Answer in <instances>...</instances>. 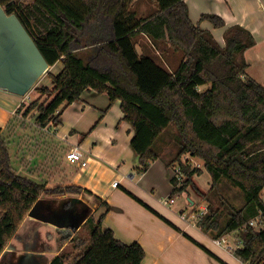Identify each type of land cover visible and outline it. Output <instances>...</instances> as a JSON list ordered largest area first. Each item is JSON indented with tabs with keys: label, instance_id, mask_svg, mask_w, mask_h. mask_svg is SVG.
Wrapping results in <instances>:
<instances>
[{
	"label": "trees",
	"instance_id": "1",
	"mask_svg": "<svg viewBox=\"0 0 264 264\" xmlns=\"http://www.w3.org/2000/svg\"><path fill=\"white\" fill-rule=\"evenodd\" d=\"M149 1L151 9L143 14L137 0H0L47 64L62 63L58 73L48 74L51 85L38 88V97L18 108L22 118L13 116L5 131L0 127V256L42 195L83 192L73 185L51 188L45 180L17 172L10 145L23 129L13 123L27 124L33 116L34 126L45 130L59 122L63 106L94 90L106 94L110 106L121 102L123 120L133 128L131 146L140 157V172L164 159L168 138L176 154L167 165L178 164L185 176L179 187L173 177L171 196L193 188L207 204L196 226L207 234L216 232L214 239L237 232L243 246L234 255L245 264H264V226L249 224L264 211V85L246 75L244 57L255 45L253 35L241 26L230 27L222 46L191 20L186 0ZM202 19L225 27L218 15ZM140 36L147 45H139ZM206 85L210 87L200 90ZM53 146L58 156L63 146ZM185 156L202 167L191 166ZM204 172L210 177L207 194L194 182ZM224 179L244 193L242 208L219 195ZM212 197L225 207L215 208ZM105 217H90L83 226L91 228L89 238L75 234L72 250H64L50 264H143L144 247L118 240L112 229L103 227Z\"/></svg>",
	"mask_w": 264,
	"mask_h": 264
},
{
	"label": "crops",
	"instance_id": "2",
	"mask_svg": "<svg viewBox=\"0 0 264 264\" xmlns=\"http://www.w3.org/2000/svg\"><path fill=\"white\" fill-rule=\"evenodd\" d=\"M186 4L191 20L211 32L222 46L225 45L224 32L230 27L241 26L253 35L255 45L244 54L248 65L246 75L264 85V0H186ZM152 8H156L154 4ZM210 14L222 17L225 27L215 28L209 20L202 19ZM7 18L9 21L0 26L4 30L0 32V127L3 131L13 116L22 118L16 111L33 100L32 94L43 87L40 83L49 85L48 74L55 67L59 71L62 69L58 63L55 66L47 64L15 15L7 14ZM80 101L86 103L88 109L101 110L106 119L112 111L120 109L118 121H124L121 102L110 106L106 94L85 91ZM74 103L70 106L74 107ZM86 107L83 106V113ZM124 122L121 128L118 126L119 129L112 132L108 127V147L96 145L82 149L86 167L71 163L65 157L57 163L48 180L40 179L51 188L73 185L82 188L83 192L55 197L42 195L1 254L0 264H13L21 255L28 256L26 264H50L90 217L98 221L104 213L105 229H112L115 237L126 244L138 242L144 247L143 264H245L233 252L209 242L205 237L207 233L182 219V213L205 207L201 206L200 194L192 197L191 187L187 193L171 196L172 179L179 165L168 166V161L158 159L145 172H140V157L131 146L133 128ZM75 146L81 148L82 145L70 148ZM116 180L120 183L113 188L112 183ZM202 181H207L206 189L201 187ZM194 182L202 194L210 190L206 172L195 176ZM104 203L108 204L109 210ZM54 233L58 234V243L56 248L49 249L46 236Z\"/></svg>",
	"mask_w": 264,
	"mask_h": 264
},
{
	"label": "rangeland",
	"instance_id": "3",
	"mask_svg": "<svg viewBox=\"0 0 264 264\" xmlns=\"http://www.w3.org/2000/svg\"><path fill=\"white\" fill-rule=\"evenodd\" d=\"M137 1L139 3L138 7L139 8L141 7V12L149 8L151 9V2L149 0H140V1L137 0ZM6 13L7 12L5 7L0 6V26L6 23L7 20L9 21ZM9 25L11 28H14V25L11 24ZM3 31L4 30L0 28V32ZM138 40H139V45L140 43H146V45L148 44V42L142 36H140ZM58 64H59L58 66L62 67V63H58ZM58 71L59 68L56 67L54 68V71L52 70L53 73H58ZM48 82L49 85H45V86L51 85L49 80ZM40 84L44 86L43 83ZM209 87L210 85H206L201 87L200 90H206ZM31 97L32 100L38 97V95L35 92V94H32ZM83 103H84L83 101L79 100L74 103L73 105L74 107L63 106L60 109L61 116L59 122L52 123L51 126L45 130L38 129L34 126L35 119L33 116L27 119V124L22 123L23 125L21 124V126H18L19 125L18 122L13 123L16 125L17 128L20 127L21 129H23V130L19 129L18 131L19 134H17L16 136L14 134V140L11 141V145H10L13 155V165L15 166L17 172L19 171V173L23 175L30 176L39 180L40 178L46 179V177L49 176L48 173L51 172V170L53 171V169H55L56 162L54 160L57 158V163L59 161L62 162L63 158L65 159L66 154L70 151L71 149L70 146L82 145L81 149H85V150H87L88 148L96 147V145L100 147L109 146L108 127L111 128V132H112V130H117L121 128L123 124H125L124 121L122 122L118 121V117L121 114L120 109L119 110L115 109L114 111H112L110 117L106 119L107 116L102 117L101 110H96L95 108L88 109L86 107L87 104L84 103L85 105H82ZM83 106L87 108L85 110V113L82 112ZM34 132L37 133L34 134ZM170 132L172 133L175 132L174 127H171ZM62 136H65L67 140L62 139L63 138ZM166 139L167 140L164 143V148H165L164 160L171 161L174 158V155L176 154V147L173 144L167 142L168 138ZM53 144H58V146H63V148L59 147L60 153H58V156L55 154ZM187 158H189V156H185L183 160H188ZM49 165L52 166L53 169ZM190 165L194 167L195 166L201 167L202 163L197 159L194 160L192 159L190 160ZM205 178H207V176ZM200 180H203V178H201ZM201 185L202 188L205 187L206 189L207 181L206 183L202 181ZM193 190L194 189L190 191L192 197L197 196V193ZM262 194L264 196V191ZM219 195L222 196L223 199L228 204H231L233 207L237 209L242 208L246 202L244 193L238 187L232 185L226 179H224L220 184ZM212 200L215 208L222 210L225 207L219 203L218 197H212ZM201 206L207 208L206 202L202 200ZM200 209L201 208L197 209V207H195L193 211L195 213H198L199 211H201ZM226 220H227L226 216L222 217L221 219L222 223H225ZM90 229H91L90 227H85L79 232V234L84 238H89ZM216 234H217L216 232H211L205 235V237L209 242H213V244H215L214 238ZM228 235L232 236L230 237V241H234V238L235 239L238 238L237 232H233L225 236ZM42 237H45V235L43 234ZM46 238H48L49 249L56 248L58 243V234L54 233L53 236L48 235L46 236ZM64 250H66V252H70L72 250V245L69 244ZM27 261H28V256L21 255L19 258H15L13 264H26Z\"/></svg>",
	"mask_w": 264,
	"mask_h": 264
},
{
	"label": "built area",
	"instance_id": "4",
	"mask_svg": "<svg viewBox=\"0 0 264 264\" xmlns=\"http://www.w3.org/2000/svg\"><path fill=\"white\" fill-rule=\"evenodd\" d=\"M66 159L74 164H79L81 167L87 166V160L85 159V155L83 150L79 146H75L72 148L67 154ZM176 177L178 178V184L177 187H179L185 180V176L181 173L180 167L176 168ZM120 181L116 180L112 183V187L116 188L118 187ZM173 201V200H172ZM204 209V210H203ZM200 209L198 213H195L193 210L191 212H184L181 214V217L183 220L193 224L196 226L201 219L203 215L207 213V208ZM264 211H262L258 216H256L254 219L250 221V225L255 227L256 229H261L264 226ZM231 235L224 236L221 238L214 239V243L217 246L223 247L228 251L234 252L238 248H241L243 246V242L241 239L234 238V241H230Z\"/></svg>",
	"mask_w": 264,
	"mask_h": 264
},
{
	"label": "water",
	"instance_id": "5",
	"mask_svg": "<svg viewBox=\"0 0 264 264\" xmlns=\"http://www.w3.org/2000/svg\"><path fill=\"white\" fill-rule=\"evenodd\" d=\"M35 48H36V46H35ZM36 50L38 51V49L36 48Z\"/></svg>",
	"mask_w": 264,
	"mask_h": 264
}]
</instances>
